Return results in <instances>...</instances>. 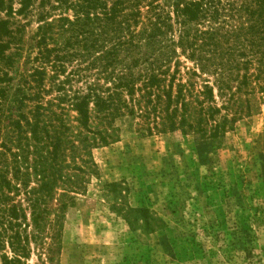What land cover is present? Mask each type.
<instances>
[{
  "label": "trees",
  "instance_id": "trees-1",
  "mask_svg": "<svg viewBox=\"0 0 264 264\" xmlns=\"http://www.w3.org/2000/svg\"><path fill=\"white\" fill-rule=\"evenodd\" d=\"M262 105L264 0H0L1 264L55 262L118 120L220 142ZM112 207L155 227L148 209Z\"/></svg>",
  "mask_w": 264,
  "mask_h": 264
},
{
  "label": "rangeland",
  "instance_id": "rangeland-1",
  "mask_svg": "<svg viewBox=\"0 0 264 264\" xmlns=\"http://www.w3.org/2000/svg\"><path fill=\"white\" fill-rule=\"evenodd\" d=\"M117 125L120 140L93 151L99 179L66 211L53 264H264V105L220 142ZM113 199L148 209L155 227H130ZM28 263L41 264L35 254Z\"/></svg>",
  "mask_w": 264,
  "mask_h": 264
}]
</instances>
